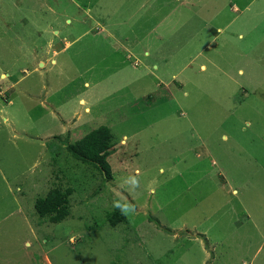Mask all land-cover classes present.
Instances as JSON below:
<instances>
[{
  "label": "rangeland",
  "instance_id": "374dc122",
  "mask_svg": "<svg viewBox=\"0 0 264 264\" xmlns=\"http://www.w3.org/2000/svg\"><path fill=\"white\" fill-rule=\"evenodd\" d=\"M0 264H264V0H0Z\"/></svg>",
  "mask_w": 264,
  "mask_h": 264
},
{
  "label": "trees",
  "instance_id": "16d2710c",
  "mask_svg": "<svg viewBox=\"0 0 264 264\" xmlns=\"http://www.w3.org/2000/svg\"><path fill=\"white\" fill-rule=\"evenodd\" d=\"M111 133L107 126L99 125L82 137L66 145L70 156L82 163L95 167L104 177H111L109 164L106 156L111 150ZM70 193L68 188H50L43 197L34 200L33 209L40 218H46L50 222H58L68 214L67 196ZM107 223L114 226L118 222L125 221V216L112 208L106 214Z\"/></svg>",
  "mask_w": 264,
  "mask_h": 264
},
{
  "label": "clouds",
  "instance_id": "9594fccd",
  "mask_svg": "<svg viewBox=\"0 0 264 264\" xmlns=\"http://www.w3.org/2000/svg\"><path fill=\"white\" fill-rule=\"evenodd\" d=\"M128 180L131 183L132 191H135L140 186V181L137 179L136 175L127 176ZM112 206L114 209L118 210L121 215L125 217L134 216L136 213V206L130 200L125 198L124 200L115 199L112 202Z\"/></svg>",
  "mask_w": 264,
  "mask_h": 264
},
{
  "label": "crops",
  "instance_id": "0c3cea01",
  "mask_svg": "<svg viewBox=\"0 0 264 264\" xmlns=\"http://www.w3.org/2000/svg\"><path fill=\"white\" fill-rule=\"evenodd\" d=\"M98 2L100 1V0H97ZM147 1L148 0H136V4H137V7L139 8V7H142V6H144L146 3H147ZM124 20L126 19V18H123ZM135 20H138V19H136L135 18ZM96 22V21H95ZM122 22H123V20H122ZM227 23L228 22H226L225 24H222V26H216L215 27V33H217V32H222L223 33V31H224V28L227 26ZM97 24L100 26V31H103V32H106V34L111 38V37H114L113 35H111L110 34V30L108 29V27H107V25H108V23L106 22V20H105V18H101L100 20H98V22H97ZM155 24H159V21L158 22H156ZM215 37V34H212V39ZM126 40V39H125ZM50 41V39H48V42ZM50 43V42H49ZM205 45H208V44H205ZM144 54H145V52H144ZM152 66L154 67V64H152ZM203 66L201 65V68H202ZM238 72H240V70H238ZM242 89V88H241ZM251 90H253V92L256 90V89H253V87H251ZM240 93H239V96H240V98L241 99H245V98H247V96H248V94L245 92V90H243L242 89V91H239ZM78 102H79V100H78Z\"/></svg>",
  "mask_w": 264,
  "mask_h": 264
}]
</instances>
